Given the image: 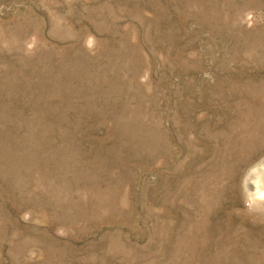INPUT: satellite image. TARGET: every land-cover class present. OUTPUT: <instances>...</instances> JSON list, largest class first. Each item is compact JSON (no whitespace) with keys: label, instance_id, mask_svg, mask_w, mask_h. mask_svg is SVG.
Returning <instances> with one entry per match:
<instances>
[{"label":"rangeland","instance_id":"obj_1","mask_svg":"<svg viewBox=\"0 0 264 264\" xmlns=\"http://www.w3.org/2000/svg\"><path fill=\"white\" fill-rule=\"evenodd\" d=\"M0 264H264V0H0Z\"/></svg>","mask_w":264,"mask_h":264},{"label":"bare ground","instance_id":"obj_2","mask_svg":"<svg viewBox=\"0 0 264 264\" xmlns=\"http://www.w3.org/2000/svg\"><path fill=\"white\" fill-rule=\"evenodd\" d=\"M257 192V191H256Z\"/></svg>","mask_w":264,"mask_h":264}]
</instances>
